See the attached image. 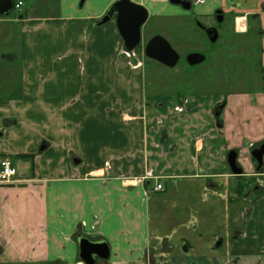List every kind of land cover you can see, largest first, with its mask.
<instances>
[{"label":"crops","instance_id":"obj_1","mask_svg":"<svg viewBox=\"0 0 264 264\" xmlns=\"http://www.w3.org/2000/svg\"><path fill=\"white\" fill-rule=\"evenodd\" d=\"M114 1L56 0L58 7L42 14L34 0L15 17L21 31L13 46L15 19L0 17L12 23L0 51V156L18 170L15 183L0 185V264H84L78 233L109 242V259L97 264H240L259 247L256 223H248L246 239L239 229L224 230L227 205L211 200L210 187L236 175L228 153L244 150L243 138L264 139V92L234 98L255 109L252 120L238 123L226 111L220 127L217 96L184 102L148 94L116 19L101 23ZM133 1L157 23L187 14L170 0ZM197 1L202 14L219 5L238 12V33L253 14L264 29V0ZM262 40L264 65V34ZM211 203L224 207L223 218L209 221L201 210ZM173 208H183L182 221L172 219ZM190 213L198 215L193 222L185 219ZM180 222L186 230L176 232Z\"/></svg>","mask_w":264,"mask_h":264},{"label":"rangeland","instance_id":"obj_2","mask_svg":"<svg viewBox=\"0 0 264 264\" xmlns=\"http://www.w3.org/2000/svg\"><path fill=\"white\" fill-rule=\"evenodd\" d=\"M33 2L34 0H25L21 9L17 8L13 11L11 16H3V18L15 19L20 11H24L25 6H29V3ZM38 4H40V7L37 11L42 14H48L46 12L54 10L56 6L58 7L56 0H39ZM170 5L180 11L179 13L184 11L182 5H173L171 3ZM78 6L84 7V5L80 6V1ZM62 8L65 11L68 10L65 2L62 4ZM225 9L228 11L229 8L226 7ZM192 12L193 14L196 13L197 15H202V12H198L195 7H193ZM236 13L238 12H235V14ZM192 17L191 14H181L177 17H163L164 20L162 22L156 23L157 21H155L153 23L161 25L162 28H158L150 27V24H152V21L155 19H153L151 14L149 15L148 21L144 25L147 33L143 37L141 44L135 48L134 52L131 54L133 66L143 72L147 93H172L176 96V100L180 101L183 99L184 102L188 96L207 93L210 97H218L217 101L214 103V107H216V104L218 105L223 98V100L226 101L223 113H226L227 111L234 120L238 119V123L241 122V118H243L244 121L247 118L251 119L255 109L252 108L250 103L245 104L244 102H236L234 101V98L248 94V92H257L260 87L264 92V86L261 84L262 75H264L261 51L264 29L261 18L249 16V30L244 33H238L235 29L237 15L234 17L233 23L231 22V15H228L229 20H227V25L224 30L221 31V39L218 42L215 41L216 43H210L203 30L199 29L197 25H191V23H193ZM198 18H202L204 23L211 20L210 17L206 16H200ZM168 19L171 21H167ZM2 20L3 22H0V28H3L4 31L0 32V51L9 46L8 44L10 43V40L12 46L17 43L18 38L15 34L21 31V28L19 27L21 26V23L15 19L14 22L17 25V28L15 27L13 35L9 37L10 40H6L4 34L5 29H12V23L7 22L4 19ZM243 26H245L244 23L243 25H240L239 29L241 31L244 30ZM165 28H169V30ZM164 30L166 31L164 32ZM155 33L162 36L164 35L180 54L181 59L176 66L169 67L146 56L145 46L148 38ZM193 52L205 54V62L197 65H189L187 62V55ZM229 94L231 95L228 97L230 103L227 101V96H229ZM223 113L220 118L214 116L219 127L223 121ZM253 136L255 137L254 132L246 137L251 138ZM243 139L245 140V149L243 150V147L234 149L237 151V156L240 158L238 164L243 167V176H240L239 174L229 177L227 184L218 183L219 181L213 179L210 187L212 189L211 200L217 202L220 200L222 201L220 202L221 205H223L224 201L225 205H227L226 212L228 218L227 220L225 219V221H227V228H224V230H228L227 232H233V229L235 228L239 229L241 230L239 233H242H240L241 237L246 239V237H251L250 232L252 230L250 229L249 232V229L247 228L248 223L250 221L256 223V225H254V231L256 232V236L260 234L257 237V240H261L256 242L259 247L251 257H242V263L240 264H264V242L262 243L264 239V196L260 194L261 189L264 187V167L259 170L257 168L258 162L251 154L252 149L262 143L264 139L250 144H248V141L246 140L247 138ZM247 173H250L249 175L251 176L247 175ZM248 180H250V182L245 184L243 193H238L236 191L237 185L242 182H247ZM206 188L209 189L207 186ZM254 197L256 199H254ZM261 199L263 201H261ZM260 201L261 203L257 204V202ZM211 204L212 206L210 208L206 206L202 207L201 210L203 212L204 208L206 215L210 212L209 221L218 220L220 217L223 218L224 207L216 208V204ZM196 210L198 211L199 209ZM182 212L183 208H173L171 215L172 219L177 220L176 215L178 216ZM220 212H222V215L219 214ZM197 217V213L195 217L190 213L185 219H187L186 221L193 222ZM180 221H182V219H180ZM183 224L184 223L181 222L178 225L174 224L173 226L177 227L175 231L179 232L180 227H182ZM197 225L199 224L197 223ZM167 226L170 225L167 224ZM184 226L182 228L184 229L183 231L186 230ZM210 226L211 225H207V228H210ZM245 232H249L250 234L247 236ZM244 247H246L245 244ZM3 264L10 263L6 262Z\"/></svg>","mask_w":264,"mask_h":264},{"label":"water","instance_id":"obj_3","mask_svg":"<svg viewBox=\"0 0 264 264\" xmlns=\"http://www.w3.org/2000/svg\"><path fill=\"white\" fill-rule=\"evenodd\" d=\"M173 4L183 5L184 8L192 7V2L185 0H170ZM13 0H0V15L10 16L13 10ZM221 19L222 10H218ZM115 18L117 28L125 42L127 50H133L142 42V26L148 21L149 10L142 4L133 0H115L107 10L101 23H105L110 19ZM209 36L212 42L218 38L217 35H212L209 31ZM145 54L167 66L174 67L179 62L180 54L171 45V43L162 35L153 36L145 46ZM206 60V56L200 52H193L187 55L189 65L201 64ZM226 104H219L214 107V114L220 118ZM251 154L258 162L257 168L264 166V141L254 147ZM236 150H231L228 153V163L231 170L236 175L243 174V167L239 166ZM76 241L79 246V258L84 264H97V258L108 260L110 256V245L105 238L97 240L91 239L88 235L78 233Z\"/></svg>","mask_w":264,"mask_h":264},{"label":"flooded vegetation","instance_id":"obj_4","mask_svg":"<svg viewBox=\"0 0 264 264\" xmlns=\"http://www.w3.org/2000/svg\"><path fill=\"white\" fill-rule=\"evenodd\" d=\"M14 1V4H13V10H12V13H13V11L15 10V9H17V7H16V0H13ZM188 1H191L192 2V7L191 8H189V9H186V8H184V12H187V14H191L193 17H192V19H193V23H191V25H197L198 26V28L199 29H201V30H203L205 33H206V35H207V38H208V40H209V42L210 43H216V42H218L220 39H221V35H222V33H221V31L222 30H224V28H225V26L227 25V20H229V18H228V15H231V17H232V20H231V22L233 23L234 22V17L236 16V14H235V11H227L223 6H221V5H219V6H217V7H214L211 11H209V12H206V13H203L202 15H197L196 13H194L193 14V7H195L194 5H195V2H196V0H185V2H188ZM171 2V1H170ZM172 3V2H171ZM218 10H222V14H221V19H220V17H219V14H218ZM23 12L24 11H20V13H19V15H17V16H23ZM12 13H11V15H12ZM204 14H206V15H204ZM10 15V16H11ZM172 16H176V15H172ZM200 16H206V17H210L211 18V20L209 21V22H206V23H204L203 21H202V18H198V17H200ZM177 17V16H176ZM187 18H189V17H187ZM167 21H171V20H167ZM155 22V21H154ZM153 22V23H154ZM152 23V25H157V24H153ZM157 23V22H156ZM158 28H162V27H159V26H157ZM173 27V26H172ZM142 28H143V30L141 31L142 32V40H143V37L145 36V34L147 33L146 32V30H145V28H144V25L142 26ZM165 29H167V30H169V28H165ZM234 29V28H233ZM166 30H164V32H165ZM209 31H211L212 32V35H217L218 36V38H217V40H216V42H212L211 41V39H210V34H209ZM156 34H158V33H155L154 35H156ZM154 35H152L151 37H149L148 38V41L154 36ZM164 36V35H163ZM168 40V39H167ZM147 41V42H148ZM171 42H172V40H171ZM159 62V61H158ZM205 62V61H204ZM161 63V62H160ZM163 64V63H162ZM223 103H225V101L224 100H222L219 104H223ZM218 104V105H219ZM217 106V105H216Z\"/></svg>","mask_w":264,"mask_h":264},{"label":"built area","instance_id":"obj_5","mask_svg":"<svg viewBox=\"0 0 264 264\" xmlns=\"http://www.w3.org/2000/svg\"><path fill=\"white\" fill-rule=\"evenodd\" d=\"M24 5L22 0L16 3V7L21 9ZM238 29V28H237ZM134 51H127L129 55L132 54ZM18 170L15 164L12 162L10 157H5L0 160V184H12L15 183L17 180ZM162 184L158 183L155 189L160 190L162 189Z\"/></svg>","mask_w":264,"mask_h":264},{"label":"trees","instance_id":"obj_6","mask_svg":"<svg viewBox=\"0 0 264 264\" xmlns=\"http://www.w3.org/2000/svg\"><path fill=\"white\" fill-rule=\"evenodd\" d=\"M251 16H255V17H258L259 16L257 14H254V15H251ZM250 27V26H249ZM249 27H248V30H249ZM18 157H21V158H28V159H32L34 157V155L32 154H21V155H17ZM5 156L1 155L0 156V159H3ZM243 176V175H242ZM248 182H250V180H248L247 182H242L240 184L237 185V192L238 193H243L244 189H245V184H248Z\"/></svg>","mask_w":264,"mask_h":264},{"label":"bare ground","instance_id":"obj_7","mask_svg":"<svg viewBox=\"0 0 264 264\" xmlns=\"http://www.w3.org/2000/svg\"><path fill=\"white\" fill-rule=\"evenodd\" d=\"M182 7H183V5H182ZM239 21L241 22L242 19H240ZM241 24H242V22H241ZM144 25H145V24H144ZM243 27L245 28V26H243ZM243 27H242V28H243ZM242 31H243V30H242ZM136 48H137V47H136ZM176 51H177V50H176ZM177 52H178V51H177ZM164 65H165V64H164ZM166 66H167V65H166ZM169 67H170V66H169Z\"/></svg>","mask_w":264,"mask_h":264}]
</instances>
